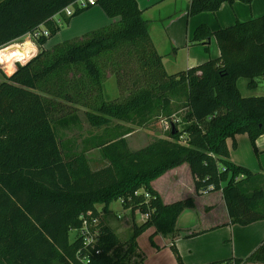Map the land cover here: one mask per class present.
Listing matches in <instances>:
<instances>
[{"label":"trees","instance_id":"obj_1","mask_svg":"<svg viewBox=\"0 0 264 264\" xmlns=\"http://www.w3.org/2000/svg\"><path fill=\"white\" fill-rule=\"evenodd\" d=\"M75 1L0 0V49L41 26L54 37L60 30L56 15L69 24L94 6L68 16L63 10ZM236 1L251 5L254 0H191L187 13L216 12ZM95 5L116 20L81 41L42 49L0 83V264H141L143 254L134 258L139 236L154 227V245L158 233L172 237L181 213L196 206L191 196L164 203L152 187V181L184 163L198 194L209 185L211 192L222 190L232 224L264 220V169L254 173L234 163L228 144L231 139L235 148L236 136L248 134L256 148L264 135V95L243 96L239 87L247 78L248 88L256 89V78L264 77V14L216 31L199 25L192 42L215 37L220 57L170 74L151 37L153 20L137 0H96ZM49 40L41 36L38 42L44 46ZM103 57L113 58L118 85L130 84L126 97L106 95ZM75 68L82 70L79 76ZM123 69L133 77L120 80ZM57 98L83 103L94 128H108L113 120L145 126L159 115L170 119L180 108L184 127L174 122L166 138L155 137L139 150L129 148L132 128L100 138L94 145L107 164L93 169L86 151L67 155L57 130L78 125L80 116L54 117ZM114 200L148 214L142 223L132 222L129 239L122 240L103 217ZM88 211L100 218L98 240L89 245L77 233L71 241L70 231L81 228ZM207 264H264V239L246 258Z\"/></svg>","mask_w":264,"mask_h":264},{"label":"crops","instance_id":"obj_2","mask_svg":"<svg viewBox=\"0 0 264 264\" xmlns=\"http://www.w3.org/2000/svg\"><path fill=\"white\" fill-rule=\"evenodd\" d=\"M137 1L144 15L153 20L150 27L151 37L157 51L163 56L166 70L169 68L168 66L172 67L170 74L220 57L221 53L215 37H212L208 43L192 42L195 30L199 25L207 24L212 31H216L220 27L233 25L238 19L249 20L264 14V0H254L251 5L239 1L233 4L223 3L216 12H203L194 16H189L187 13V6L191 0ZM88 12H95L94 17L104 23L101 25L91 23V27H88L83 33L112 24L116 20L108 17L99 5L92 6L82 15ZM78 18L79 16H76L70 21V27L78 23L76 22ZM77 36L79 35H75V37ZM3 53L5 54H2V57L13 66L16 62V55H7L5 50ZM18 53L23 58L21 52ZM236 140L237 147L234 148L232 140L228 139L231 151L230 159L238 165L249 168L254 173L262 172L264 169V135L256 140L257 151L248 134H239L236 136ZM184 174L191 177L192 185H194V190L186 196L193 197L196 206L187 208L181 213L176 226L177 230L172 237L164 236L161 233L154 235L153 240L156 246L150 240V236L155 234L154 227L141 234L138 238V248L134 258L141 253L144 257L141 264H178L171 247L172 244L179 250L184 264H207L232 257L246 258L249 256L264 239V220L248 225L232 224L222 190L205 195L198 194L188 163L168 170L152 181V187L159 192L164 203L185 199L187 197L179 191L185 187L181 182ZM208 207L210 209L206 211ZM112 210L110 205L108 212ZM128 210L131 211V209ZM135 214L136 212L131 211L129 218L125 216L126 227H132V222L136 221ZM141 215L143 216L141 222H143L144 215L142 213ZM104 219L118 233L117 225L115 223L114 226L111 223L109 215L108 217L106 215Z\"/></svg>","mask_w":264,"mask_h":264},{"label":"rangeland","instance_id":"obj_3","mask_svg":"<svg viewBox=\"0 0 264 264\" xmlns=\"http://www.w3.org/2000/svg\"><path fill=\"white\" fill-rule=\"evenodd\" d=\"M88 11V10H86ZM85 11V12H86ZM84 14V12H83ZM95 12H88L85 15H82L77 19L76 25L70 27L69 24L66 23H61L60 22V30L58 31L57 35L54 37H51V32L47 29L45 26H41L39 29L43 30L46 28L49 32L50 40L44 45L41 46L38 42L37 39L31 38L33 43L37 46V52L33 56L35 57L39 52H41L42 49L53 51L59 45H61L65 41L69 40H83L84 35L87 33H83L88 27H91V23H96L95 25H101L104 22L98 21L96 17H94ZM77 16V17H78ZM76 17V16H75ZM60 18L59 15H57L56 19L58 20ZM159 23V22H158ZM175 28V27H174ZM83 33V34H82ZM75 35H79L75 37ZM28 36L22 37L13 43L3 47L4 49L1 48V53H0V80L4 81L7 76L11 75L16 69L17 65L15 63L13 66L2 57L3 51L7 52L8 54H11L12 56H15V60H21L25 61V59L20 57V54L17 52V48L12 45L16 43H23ZM17 52V53H16ZM32 57V58H33ZM30 58V59H32ZM112 61L113 58H106L103 57L101 58V65H102V70L104 72V91L106 95L110 99L118 100L126 97L129 94V87L125 86L123 83V86H119L116 80V76L114 75L112 71ZM27 62V61H26ZM10 64V65H9ZM25 64V62L23 63ZM12 67V68H11ZM127 67V65H125ZM167 68L169 73H172V67L168 66ZM125 69V68H124ZM124 74H120V80L123 79V77L130 78L133 77L132 71H124ZM76 74L79 76L80 72L82 70L80 68H75ZM1 81V82H2ZM256 81L258 83V87L256 89H250L248 88V82L249 79L247 78H241L239 80V87L241 90V93L243 96H259V95H264V77H257ZM0 82V83H1ZM57 106L55 108V116H61V115H66L70 112H76L80 116V123L78 125L72 126L70 128H58L57 133L58 136L61 138V141L65 144V149L67 151V155L69 157L74 156L77 153L86 151L90 164L93 169H98L106 165V161L102 159L100 149L94 145L95 141H98L100 138H112L118 131L125 130L126 128H132V131L127 135V140L129 144V148L131 150H139L149 143H151L155 137H162L166 138L169 130L173 127L174 122H179V129H182L184 125H181V116L184 115L185 109L180 108L179 110H176L170 119H167L166 116L159 115L157 117H153L145 126H138L136 124L132 123H127L124 121L120 120H113L112 123L108 128H94L90 125L88 122L85 112H86V106L82 105L81 103H72L68 102L65 99L62 98H57L56 99ZM172 126V127H171ZM108 132V133H107ZM184 142V140H182ZM246 157V153H244ZM183 180L181 182L183 183V188L179 189L180 192H183L184 196L190 194L194 190V185H192V179L189 175L184 174L182 176ZM181 183V184H182ZM224 185V184H223ZM182 194V193H181ZM180 194V195H181ZM200 195H205V194H200ZM208 196V195H207ZM189 197V196H186ZM112 206V211L108 212L103 216L104 218L108 217L109 215V220L111 223H115L117 225V230H118V235L122 240L129 239L132 234L133 230L132 227L128 228L125 225L124 219L125 216L128 218L131 216V211L128 209H125L122 206V203L120 200H114L111 204ZM99 210L101 211L102 206H98ZM124 208V209H123ZM210 207L206 209L208 211ZM104 215V214H102ZM143 216L141 215L140 211H136L135 214V219L137 223H142L141 221L143 220ZM116 220V221H115ZM117 232V231H116ZM77 236V231L72 230L70 231V240L74 241V239ZM144 241V240H143Z\"/></svg>","mask_w":264,"mask_h":264},{"label":"built area","instance_id":"obj_4","mask_svg":"<svg viewBox=\"0 0 264 264\" xmlns=\"http://www.w3.org/2000/svg\"><path fill=\"white\" fill-rule=\"evenodd\" d=\"M95 2H96V0H76L75 2H73L72 4L67 6L63 11L68 16H71L77 8H85L89 5H95ZM56 17H57V15L54 17V19H56ZM57 21L60 23L61 19L59 18ZM27 36H28L27 38H30V39L33 38V39L38 40L41 36H49V32L46 28H44L43 30L37 29L34 32L29 33ZM35 47L37 50L38 48L36 45H35ZM23 62H25V61L17 60L15 62V65H17L18 63L23 64ZM213 188H214L213 185H209L208 187L204 188L201 192L203 194H209ZM143 215H144V219H146L148 217V214H143ZM82 218H83L82 226H81V228H79L76 231L82 237L85 238L86 244L93 245L98 240L99 235L101 233L100 218L97 217L96 215H94L93 211H88L86 215L82 216Z\"/></svg>","mask_w":264,"mask_h":264},{"label":"bare ground","instance_id":"obj_5","mask_svg":"<svg viewBox=\"0 0 264 264\" xmlns=\"http://www.w3.org/2000/svg\"><path fill=\"white\" fill-rule=\"evenodd\" d=\"M14 46L17 48L18 52H21L25 61L30 59L36 54V47L30 38H27L23 43H16Z\"/></svg>","mask_w":264,"mask_h":264},{"label":"water","instance_id":"obj_6","mask_svg":"<svg viewBox=\"0 0 264 264\" xmlns=\"http://www.w3.org/2000/svg\"><path fill=\"white\" fill-rule=\"evenodd\" d=\"M29 60H30V59H28L27 62H28ZM23 63H24V62H23ZM25 63H26V61H25ZM20 64H21V63H20Z\"/></svg>","mask_w":264,"mask_h":264},{"label":"clouds","instance_id":"obj_7","mask_svg":"<svg viewBox=\"0 0 264 264\" xmlns=\"http://www.w3.org/2000/svg\"><path fill=\"white\" fill-rule=\"evenodd\" d=\"M19 64V63H18Z\"/></svg>","mask_w":264,"mask_h":264}]
</instances>
